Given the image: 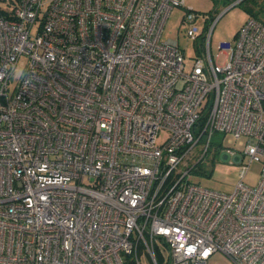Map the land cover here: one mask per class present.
I'll return each instance as SVG.
<instances>
[{
    "label": "built area",
    "instance_id": "built-area-1",
    "mask_svg": "<svg viewBox=\"0 0 264 264\" xmlns=\"http://www.w3.org/2000/svg\"><path fill=\"white\" fill-rule=\"evenodd\" d=\"M13 3L0 7V264H141L143 251L159 264L158 245L164 264H264V23L246 19L214 57V24L185 9L201 54L186 71L161 36L185 0ZM216 132L247 139L224 150L240 159L230 193L180 169Z\"/></svg>",
    "mask_w": 264,
    "mask_h": 264
},
{
    "label": "rangeland",
    "instance_id": "rangeland-1",
    "mask_svg": "<svg viewBox=\"0 0 264 264\" xmlns=\"http://www.w3.org/2000/svg\"><path fill=\"white\" fill-rule=\"evenodd\" d=\"M15 0H0V7L3 10H8L13 7ZM249 6H254L259 11L260 15H264V0H185V6H176L172 9L167 20L162 38L176 39L179 41V47L183 50L186 59V71H190L195 63L196 58L201 57L197 42L187 35H185L186 24L183 19L187 8H193L199 14L197 21L203 29L206 18L208 19L207 28L211 29L214 24L212 32V53L215 57L218 52V44L225 40H234L237 36V31L240 30L246 19L251 17ZM224 56V55H223ZM213 57V58H214ZM26 61V60H25ZM221 63L224 58L219 59ZM169 131L163 129L159 132L158 143H163L169 136ZM206 140V139H205ZM204 141V140H203ZM247 139L242 136L236 138L233 134L216 132L212 136V143L209 151L201 156L204 151L205 144L199 145L190 152L184 163L180 165L182 172L191 169L186 179L208 187L215 191L232 192L239 182V163L224 161L221 158V153L230 148L238 152H242L245 148ZM262 160H255L252 162L249 172L244 178L246 184L256 185L259 182L261 174ZM161 255L164 261L167 260L168 250L160 247ZM141 264H153L151 258L145 251L141 252ZM233 262L223 253L214 252L207 264H232Z\"/></svg>",
    "mask_w": 264,
    "mask_h": 264
},
{
    "label": "trees",
    "instance_id": "trees-1",
    "mask_svg": "<svg viewBox=\"0 0 264 264\" xmlns=\"http://www.w3.org/2000/svg\"><path fill=\"white\" fill-rule=\"evenodd\" d=\"M254 6H249L248 9L250 11L251 17L256 18L257 20H261L264 23V15H260L259 11L256 8H253ZM206 116L203 115L200 120V124L205 122ZM160 246H157L156 249V256L159 264H164V257L161 255ZM127 264H135L134 257L127 256Z\"/></svg>",
    "mask_w": 264,
    "mask_h": 264
},
{
    "label": "clouds",
    "instance_id": "clouds-1",
    "mask_svg": "<svg viewBox=\"0 0 264 264\" xmlns=\"http://www.w3.org/2000/svg\"><path fill=\"white\" fill-rule=\"evenodd\" d=\"M26 61L24 58H18L16 60V68L12 74V78L17 82H23L22 80V70L25 67Z\"/></svg>",
    "mask_w": 264,
    "mask_h": 264
},
{
    "label": "water",
    "instance_id": "water-1",
    "mask_svg": "<svg viewBox=\"0 0 264 264\" xmlns=\"http://www.w3.org/2000/svg\"><path fill=\"white\" fill-rule=\"evenodd\" d=\"M229 152L227 151H223L220 155H221V158L224 160V161H229L230 159V155L228 154ZM239 157V156H238ZM241 158V157H240ZM239 160H237L236 162H239Z\"/></svg>",
    "mask_w": 264,
    "mask_h": 264
}]
</instances>
